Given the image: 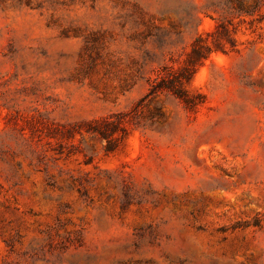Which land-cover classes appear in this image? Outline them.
Masks as SVG:
<instances>
[{
	"label": "rangeland",
	"instance_id": "rangeland-1",
	"mask_svg": "<svg viewBox=\"0 0 264 264\" xmlns=\"http://www.w3.org/2000/svg\"><path fill=\"white\" fill-rule=\"evenodd\" d=\"M0 264H264V0H0Z\"/></svg>",
	"mask_w": 264,
	"mask_h": 264
},
{
	"label": "trees",
	"instance_id": "trees-1",
	"mask_svg": "<svg viewBox=\"0 0 264 264\" xmlns=\"http://www.w3.org/2000/svg\"><path fill=\"white\" fill-rule=\"evenodd\" d=\"M212 52V49L204 43V40L201 37H197L192 44L191 54L189 55V68L184 69L183 75L179 77H167L165 80L162 78L155 79L156 82L155 85L151 86L150 94L166 91L171 93L185 105L193 104L191 98L180 88V85L183 79L186 81L189 80L188 76L191 69L202 60H206Z\"/></svg>",
	"mask_w": 264,
	"mask_h": 264
}]
</instances>
